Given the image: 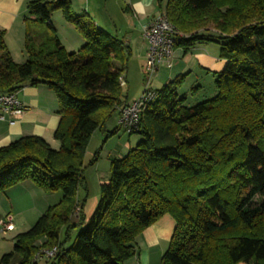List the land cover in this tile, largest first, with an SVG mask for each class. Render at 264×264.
<instances>
[{"label":"trees","instance_id":"trees-1","mask_svg":"<svg viewBox=\"0 0 264 264\" xmlns=\"http://www.w3.org/2000/svg\"><path fill=\"white\" fill-rule=\"evenodd\" d=\"M158 6L176 29L175 48L187 54L197 43L217 42L227 63L214 73L215 94L193 104L178 92L189 72L154 89L157 97L129 131L141 139L112 160L89 220L87 192L79 195L88 190L84 159L94 132L130 103L122 85L128 41L77 14L71 0L29 2L24 63L14 60L0 30V92L45 84L61 115L58 148L39 135L0 147V192L29 180L63 193L15 235L0 264H38L54 246L49 264H123L136 254L138 234L167 213L176 227L161 264H264V0ZM55 10L83 37L78 51L58 37ZM200 90L194 85L191 94Z\"/></svg>","mask_w":264,"mask_h":264},{"label":"crops","instance_id":"crops-1","mask_svg":"<svg viewBox=\"0 0 264 264\" xmlns=\"http://www.w3.org/2000/svg\"><path fill=\"white\" fill-rule=\"evenodd\" d=\"M30 1L0 0V30H5L6 47L18 63H24L28 58L25 49L26 22L24 18L28 16V4ZM117 1L119 2L121 0H115L114 2ZM122 1L126 3L125 7L120 6V9L123 11L122 19L118 18L115 13L116 6L113 4L114 2L110 3L108 0L102 5L100 3L92 5L90 0H87L85 2V12L91 15L98 26H106L104 29L108 31L111 29L112 31L110 32L116 33L119 37L126 39L131 51H133V46L137 43V37L133 30L142 32L143 24L152 20L161 13V10L158 6V0ZM76 12L78 14L81 13L78 10ZM66 27L70 30V35L67 34L66 39L59 34L58 37L68 51L79 50L84 44L83 37L78 31L73 30L71 26ZM173 62V66L175 63L180 65V69L176 71L179 72L178 74L189 72V77L195 74L194 72L197 71V67L203 73L211 74L214 77V73L223 70L227 63L219 54L212 55L202 47H198L197 44L187 54H184L182 48H176ZM186 68H189L188 72L185 71ZM173 76L171 74L169 80L173 79ZM196 84H199L201 88L203 86L198 81ZM17 97L26 106V110L14 118V123L9 121L13 118L10 115L5 119H0V147L8 145L24 135H39L44 137L53 147L58 148L60 144L54 138V132L60 123L61 115L59 113V102L55 92L45 84L36 86L24 85L17 91ZM1 112L0 107V114ZM35 186L32 181L26 180L11 186V189H6L4 191L5 194L0 192V195L4 198V200L0 201V220L6 214H12L14 211H16V214L23 213L26 209L28 212L29 210L32 212L38 204L33 201V194L35 191H38V188H35ZM15 189L22 190L19 197L17 195L20 193L16 195L12 194V191ZM22 193H26V195ZM24 198L30 199V205L26 207L25 205H20L22 203L21 200ZM175 227L176 221L172 215L168 213L162 215L157 221L138 234L135 240L136 254L128 258L123 264H161L163 255L169 247ZM16 228L14 222L13 230Z\"/></svg>","mask_w":264,"mask_h":264},{"label":"rangeland","instance_id":"rangeland-1","mask_svg":"<svg viewBox=\"0 0 264 264\" xmlns=\"http://www.w3.org/2000/svg\"><path fill=\"white\" fill-rule=\"evenodd\" d=\"M86 1L87 0H72L74 11H80L81 13L79 14L86 13ZM106 1L107 0H90V3L92 5L100 3L102 5ZM114 1L115 0H108V2L110 3H113ZM113 4H115L116 6L115 13L117 14L118 18L122 19L123 11L120 9V6L122 5L123 7H125L126 3L121 0L119 2H114ZM52 21L56 27L57 35H62L64 39H66L67 34L70 35V30H68L66 26H71L73 30H76L74 25L65 19L64 14L61 10L54 11ZM101 27L105 28L106 26ZM110 31L112 30L110 29ZM133 31L137 37V43H135V46H133V51H131L128 55L126 79L124 83L125 93L127 94V100L129 102H133L134 100L138 99L146 88V85L148 84L147 74L145 73L147 53L146 47L148 42L143 39L142 32L138 30ZM197 46L202 47L212 55L220 53V44H218L217 42L197 43ZM179 66L180 65H178L177 63H175V65L172 67L162 65L160 69L153 75L151 83H149V87L154 89L161 88L166 82L169 81L171 74L174 75L173 77L177 76L179 72L176 71L177 69H180ZM196 69L197 71L194 72L195 74L192 77H189V74L187 75L184 83L178 89L180 95L184 93L188 95V104H193L196 101L213 96L216 92L214 85L215 78L211 74L203 73V71H201L199 67H197ZM185 71L188 72L189 68H186ZM197 81L202 83L203 86L197 94H191V88L194 85H197ZM116 129L117 131L114 134L109 135L110 132ZM140 139L141 136L138 133H131L123 126H121L119 110H117L115 114L108 120L105 130L98 129L92 135L84 159V178L88 190L84 191L83 189H80L79 191L80 197L85 196L87 192V199L84 205V213L88 220L90 219L100 201L101 182L103 179L110 176L112 160L124 156L130 148L134 147L140 141ZM35 188H38V191H35V193L33 194V201L38 203L37 207H35L32 212L30 210L28 212V210L26 209V211H24L23 213L16 214V211L12 213L14 215V222L17 227L15 230L2 232L0 226V258L3 254L13 251L15 245L14 237L16 234L30 229L49 205L58 203L62 198L63 193L60 190L48 193L42 191V189L38 186H35ZM9 189L11 188L9 187ZM21 191L20 189H15L12 191V194L16 195ZM26 193L22 194L26 195ZM2 194H5L4 191ZM20 195L21 193L17 196L19 197ZM2 200H4V198L2 197V195H0V201ZM21 202L22 203L20 205L22 206L25 205L26 207L27 205H30V199L28 200L27 198H24L23 200H21ZM84 227L85 225L75 229L74 234L77 233L76 230H80ZM46 261L47 258H42L38 261V264H47Z\"/></svg>","mask_w":264,"mask_h":264},{"label":"built area","instance_id":"built-area-1","mask_svg":"<svg viewBox=\"0 0 264 264\" xmlns=\"http://www.w3.org/2000/svg\"><path fill=\"white\" fill-rule=\"evenodd\" d=\"M142 35L143 39L148 42L145 62L148 84L138 99L120 108V124L128 131L139 124L142 112L157 97L156 91L154 88L149 87V83H151L153 75L162 65H167L169 67L173 66L174 52L176 49V29L167 15L163 12L159 13L149 22L143 24ZM124 83L125 79H122L123 86ZM0 107L2 110L0 119H5L10 115L13 117L9 120L11 123H14V118L26 110V106H24L17 97V91L0 93ZM0 225L2 232L13 230V215L10 213L6 214L0 220ZM42 252L45 258L52 259L57 254L58 247L54 246ZM38 258L42 259L43 257L38 255Z\"/></svg>","mask_w":264,"mask_h":264}]
</instances>
